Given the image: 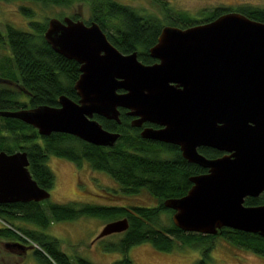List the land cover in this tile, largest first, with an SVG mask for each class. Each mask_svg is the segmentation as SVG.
I'll return each mask as SVG.
<instances>
[{"label": "water", "instance_id": "1", "mask_svg": "<svg viewBox=\"0 0 264 264\" xmlns=\"http://www.w3.org/2000/svg\"><path fill=\"white\" fill-rule=\"evenodd\" d=\"M45 39L60 55L80 64L79 101L66 95L59 106L0 111L35 127L88 143L113 147L121 136L95 115L120 122L119 108L150 121L142 137L174 143L190 162L209 168L191 177L192 188L165 201L174 224L187 232L217 235L224 227L264 237V204L246 206L264 192V22L238 11L188 28L166 25L147 65L137 52L123 53L97 22L51 17ZM122 90V91H121ZM206 145L230 152L216 159L199 154ZM26 151H0V204L43 202L51 191L33 178ZM129 228L127 217L108 222L97 239ZM7 247H26L7 243Z\"/></svg>", "mask_w": 264, "mask_h": 264}, {"label": "trees", "instance_id": "2", "mask_svg": "<svg viewBox=\"0 0 264 264\" xmlns=\"http://www.w3.org/2000/svg\"><path fill=\"white\" fill-rule=\"evenodd\" d=\"M15 1V0H2ZM42 7H79L89 9L84 18L76 11L74 19L87 24L97 22L109 40L123 53L137 52L139 59L153 64L150 49L157 43L166 25L188 28L210 22L219 16L238 11L247 17L264 22V7L245 5L237 9L216 7L202 17H193L187 12L169 9L162 19L154 14H143L132 5L118 0H23ZM20 13L30 19V30L0 24V47L8 46L11 56L0 62V111H16L40 106L58 107L59 99L66 95L75 101L79 96L75 89L81 72L80 64L58 54L45 39L48 20H38V10L22 4ZM29 96L24 100L22 96ZM103 127L121 134L113 147L98 146L76 136L54 132L44 136L39 131L17 118L0 116V151L8 153L26 151L30 172L38 184L51 191L55 185V173L48 165L50 156L65 158L82 166L84 162L109 174L120 185L122 194L134 195L142 190L156 198L157 205H100L89 202H43L0 204V218L14 227L18 220L35 224L40 230L20 228L38 243L36 260L39 264H94L92 261L68 255L60 240L47 232L56 222L76 220L84 216L100 217L114 221L127 217L129 228L118 241L105 245V250L128 254L138 244L149 242L156 249L172 252L176 248H195L202 253L197 264H208L210 252L216 239L222 237L234 247L250 250L264 256V237L225 227L217 235L187 232L173 222L175 211L165 206V201L180 198L188 193L193 183L190 178L204 170L189 164L170 144L143 139L139 130L131 126V117L122 111L121 122L95 115ZM213 157L214 151H205ZM117 196L118 191L107 192ZM264 203L260 198H248L245 204L257 206ZM163 214L170 218L165 222ZM17 228V226L15 227ZM9 228L0 229V237L7 236ZM127 262H130L126 258Z\"/></svg>", "mask_w": 264, "mask_h": 264}, {"label": "rangeland", "instance_id": "3", "mask_svg": "<svg viewBox=\"0 0 264 264\" xmlns=\"http://www.w3.org/2000/svg\"><path fill=\"white\" fill-rule=\"evenodd\" d=\"M132 5L143 14H154L164 19L169 9L178 12H187L193 17H202L203 13L216 7L237 9L240 6L254 5L264 7V0H118ZM24 4L38 10V20L46 18L71 16L78 11L87 18L89 9L79 7H42L29 1L0 0V24H12L23 30H30V19L19 11ZM72 17V16H71ZM11 56L8 46L0 47V62ZM29 96L24 95V100ZM48 165L55 173V185L51 189L52 202H89L100 205H157L158 201L145 190L134 195L121 193L120 185L104 171L93 169L88 162L82 166L65 158L50 156ZM118 191L117 196H109L107 192ZM165 222L170 218L163 214ZM3 221V220H2ZM110 222L100 217L84 216L76 220L52 223L47 230L49 234L60 240L62 249L71 257L74 263L77 256L84 257L94 264H197L202 253L195 248H176L172 252H163L146 242L133 246L128 254L107 251L105 245L111 241H118L123 233L112 234L97 239L105 225ZM2 222H0L1 224ZM21 223V222H19ZM4 224V223H3ZM22 227L30 230H40L38 226L29 222H22ZM16 227V224L15 226ZM216 246L210 252L208 264H264V256L250 250L230 245L222 237L216 239ZM126 258L130 262L126 261ZM8 259V256H6ZM31 262V263H30ZM29 264H39L34 258Z\"/></svg>", "mask_w": 264, "mask_h": 264}, {"label": "flooded vegetation", "instance_id": "4", "mask_svg": "<svg viewBox=\"0 0 264 264\" xmlns=\"http://www.w3.org/2000/svg\"><path fill=\"white\" fill-rule=\"evenodd\" d=\"M158 42V41H157ZM151 56V55H150ZM139 57V55H138ZM153 58V57H152ZM154 59V58H153ZM154 63H156L158 60L154 59ZM141 61V60H140ZM142 62V61H141ZM144 63V62H143ZM153 63V64H154ZM146 64V63H144ZM147 65H151V64H147ZM122 91V90H121ZM120 110V117H121V114H122V111H125L126 114L131 117V126L133 128H136L139 130V133H140V136L142 137V131L147 128V127H150V128H153V129H162L164 128L163 125H160V124H157V123H153V122H150V121H145L142 123L141 126H133V121L135 119H137L138 117L136 116H133V115H130L129 112L130 110L129 109H126V108H122L120 107L119 108ZM107 119V118H106ZM110 120V119H108ZM121 120V119H120ZM116 121V120H115ZM121 122V121H120ZM143 138V137H142ZM143 139H146V138H143ZM146 140H149V141H152V142H159V143H162V144H170L172 145L173 147L176 148V152L179 153L183 158L184 160H186L189 164L191 165H196L200 168H202L204 171L197 174V175H202V174H206L208 171H209V168H205L197 163H193V162H190L188 161L184 156H183V153H182V150H181V147L177 144H174V143H166V142H161V141H156V140H152V139H146ZM197 150L199 152V154L207 157L208 159H216V158H219V157H223L224 155H230L231 153L230 152H227V151H222L218 148H214V147H210V146H206V145H202V146H199L197 147ZM214 151L216 153L215 156L213 157H210L208 156L205 151ZM196 175V176H197ZM191 180V178H190ZM192 182V180H191ZM193 183V182H192ZM264 195V192L258 196V197H247L245 199V201L248 199V198H260ZM5 204H12V203H5ZM264 204V203H263ZM261 204V205H263ZM246 205V204H245ZM248 206V205H246ZM175 211V210H174ZM0 222H2L0 224V229H4V228H9V231L7 230V236L5 237H0V264H29V261L30 259L32 260V258H34L36 260V254L38 253V248L36 247H33L34 246V242L26 235L24 234L20 228H26V227H22V222H25V221H21V220H18L15 222L17 228L15 227H12V226H7L2 220H0ZM21 222V223H19ZM4 223V224H3ZM26 223V222H25ZM225 228V227H224ZM28 229V228H27ZM20 243L22 245H24L26 247V251H24L22 248H20L19 246H12V247H7V243ZM6 256H8V259H6ZM31 263V262H30Z\"/></svg>", "mask_w": 264, "mask_h": 264}, {"label": "bare ground", "instance_id": "5", "mask_svg": "<svg viewBox=\"0 0 264 264\" xmlns=\"http://www.w3.org/2000/svg\"><path fill=\"white\" fill-rule=\"evenodd\" d=\"M19 203H21V202H19ZM0 220H2L1 218H0ZM3 222H4V220H3ZM7 226H9L6 222H4ZM10 227V226H9ZM31 239V238H30ZM32 240V239H31ZM33 241V240H32ZM35 244H34V246L33 247H36V248H38L39 250H42L44 253H45V251L43 250V248L38 244V243H36L35 241H33ZM37 261V260H36Z\"/></svg>", "mask_w": 264, "mask_h": 264}]
</instances>
